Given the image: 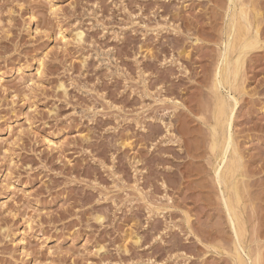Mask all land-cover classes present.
I'll use <instances>...</instances> for the list:
<instances>
[{
	"label": "rangeland",
	"instance_id": "374dc122",
	"mask_svg": "<svg viewBox=\"0 0 264 264\" xmlns=\"http://www.w3.org/2000/svg\"><path fill=\"white\" fill-rule=\"evenodd\" d=\"M0 264H264V0H0Z\"/></svg>",
	"mask_w": 264,
	"mask_h": 264
},
{
	"label": "bare ground",
	"instance_id": "6f19581e",
	"mask_svg": "<svg viewBox=\"0 0 264 264\" xmlns=\"http://www.w3.org/2000/svg\"><path fill=\"white\" fill-rule=\"evenodd\" d=\"M228 1V0H227ZM236 3V2H235ZM234 6V5H233ZM234 21V20H233ZM231 25V24H230ZM230 31H231V29H230ZM77 37H78V34H77ZM228 47V46H227ZM224 49V48H223ZM222 50V49H221ZM247 50V49H246ZM239 61V60H238ZM223 66H219V69H218V71H217V74H218V84H220V83H222V81H224L225 80V82L227 83L228 82V76H229V74H231V71H230V69H229V65H231V64H228V59H227V57L224 55V57L222 58V63H221ZM231 67V66H230ZM216 72V71H215ZM217 77V76H216ZM221 77V78H220ZM220 78V79H219ZM217 82V81H216ZM220 86V85H219ZM218 88V87H217ZM226 89V88H225ZM224 92V91H223ZM232 98H230V99H233V102L235 101V99L233 98L234 96H231ZM222 102V101H221ZM233 102L231 103V104H233ZM236 102V101H235ZM235 102H234V104H233V107L235 106ZM231 106H230V104L229 103H225V102H223L222 103V107H220L219 108V110H218V112L220 113V114H222L224 117H225V121H226V133H225V136L223 137V139H221V141H219V143L218 144H221V147H220V153H219V160H218V162H217V165H216V167H215V169H214V176H215V179H216V181L218 182V184H220V185H222V184H224V183H226L227 182V177H226V173H225V169H224V167H223V163L225 162V160H226V158H227V152H228V150H229V148L231 147V145H232V137H231V135H230V131L228 130L229 129V127H230V124H231V115H232V111H233V108L231 109L230 108ZM216 111V110H215ZM215 113V112H214ZM215 118V117H214ZM216 124V123H215ZM218 126L220 127V124H218ZM222 127V126H221ZM214 128V127H213ZM224 128H225V126H224ZM158 129V128H157ZM215 139H216V137H214ZM216 141H217V139H216ZM215 141V142H216ZM217 141V142H218ZM216 142V143H217ZM216 146H217V144H216ZM216 148H218V147H216ZM215 148V149H216ZM216 152V151H215ZM238 156V155H237ZM238 158V157H237ZM238 168V167H237ZM212 170V169H211ZM233 174V173H232ZM229 177V176H228ZM232 184V183H231ZM225 186V185H224ZM233 186V185H232ZM219 191H220V189H219ZM222 194V193H221ZM235 196V195H234ZM222 197V196H221ZM236 198V197H235ZM223 200H224V206H225V208H226V211H227V213H228V215L227 216H230L231 217V219H232V221H233V224H235L234 223V217H233V213H232V205H231V202L229 201V199H227V198H224L223 197ZM233 203H234V201H233ZM237 204V203H236ZM223 206V207H224ZM98 217V216H97ZM99 219V218H98ZM237 228L235 227V234L237 235V237H238V233H237V230H236ZM238 244V243H237ZM248 245V244H247ZM250 261V260H249Z\"/></svg>",
	"mask_w": 264,
	"mask_h": 264
}]
</instances>
